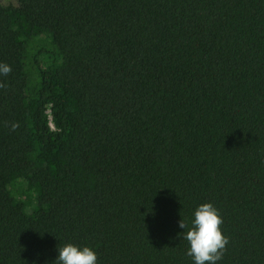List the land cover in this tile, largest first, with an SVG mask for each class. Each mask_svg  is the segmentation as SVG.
I'll use <instances>...</instances> for the list:
<instances>
[{"label": "trees", "instance_id": "16d2710c", "mask_svg": "<svg viewBox=\"0 0 264 264\" xmlns=\"http://www.w3.org/2000/svg\"><path fill=\"white\" fill-rule=\"evenodd\" d=\"M0 264H264V0H0Z\"/></svg>", "mask_w": 264, "mask_h": 264}]
</instances>
